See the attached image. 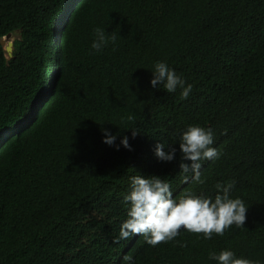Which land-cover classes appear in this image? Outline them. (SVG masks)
<instances>
[{"label":"trees","instance_id":"1","mask_svg":"<svg viewBox=\"0 0 264 264\" xmlns=\"http://www.w3.org/2000/svg\"><path fill=\"white\" fill-rule=\"evenodd\" d=\"M96 26L118 36L90 54ZM7 33L0 264H126V255L135 264H217L208 253L224 248L264 262V0H0V38ZM157 60L192 85L187 98L150 86ZM188 124L210 127L221 153L201 161L203 183L179 170V152L165 162L152 151L156 142L178 148ZM103 128L117 133L114 145ZM124 135L131 151L116 147ZM138 174L160 176L174 196L214 195L217 182L234 181L232 195L248 206L243 228L114 243Z\"/></svg>","mask_w":264,"mask_h":264},{"label":"clouds","instance_id":"2","mask_svg":"<svg viewBox=\"0 0 264 264\" xmlns=\"http://www.w3.org/2000/svg\"><path fill=\"white\" fill-rule=\"evenodd\" d=\"M59 30L57 29V32ZM7 34L13 37L11 40L13 46L14 36L11 33ZM117 36V32L114 31L106 33L105 27H94L90 54L101 53L110 43L114 46ZM150 72L149 84L154 89L162 85L167 92L172 93L180 88L181 95L185 98L192 91V85L186 83L185 79L166 61H155ZM127 119L131 121L134 117L129 115ZM101 131L103 142L114 145L117 133L108 128H103ZM136 134L132 131L133 138ZM176 145L178 148L173 144L156 142L152 151L158 160L165 162L176 159V153L179 152L181 154L178 161L179 170L186 178L191 174L194 181L203 183L200 172L201 161H214L221 155L213 146V130L199 124H188L180 131ZM120 146L132 150L127 135L120 137V143L116 145L117 149ZM234 183V181L217 182L214 195L186 191L182 195L174 196L171 184L160 176L133 175L129 178L128 189L122 196L126 218L120 223L118 236L113 242L119 243L120 240L139 235L144 237L147 244L155 246L160 242L173 241L180 234L181 229L203 234V239H211L213 234L224 235L225 230L233 225L243 228L248 206L239 196L232 195ZM123 259L126 264H135L131 255H126ZM208 259L216 261L217 264H264L260 260L237 256L230 248L210 251Z\"/></svg>","mask_w":264,"mask_h":264},{"label":"water","instance_id":"3","mask_svg":"<svg viewBox=\"0 0 264 264\" xmlns=\"http://www.w3.org/2000/svg\"><path fill=\"white\" fill-rule=\"evenodd\" d=\"M12 39L13 37H10V34H6L4 38L0 39V44L4 47V50L6 51L8 57H11L12 55Z\"/></svg>","mask_w":264,"mask_h":264},{"label":"bare ground","instance_id":"4","mask_svg":"<svg viewBox=\"0 0 264 264\" xmlns=\"http://www.w3.org/2000/svg\"><path fill=\"white\" fill-rule=\"evenodd\" d=\"M51 94H52V93H51ZM51 94H48L47 97L49 98V96H50ZM46 99H47V98H46Z\"/></svg>","mask_w":264,"mask_h":264}]
</instances>
